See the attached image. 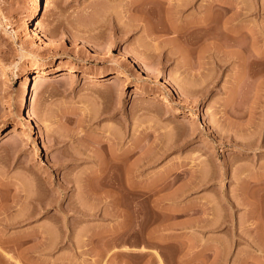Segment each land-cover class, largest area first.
I'll list each match as a JSON object with an SVG mask.
<instances>
[{
  "label": "rangeland",
  "instance_id": "rangeland-1",
  "mask_svg": "<svg viewBox=\"0 0 264 264\" xmlns=\"http://www.w3.org/2000/svg\"><path fill=\"white\" fill-rule=\"evenodd\" d=\"M30 7L0 0L6 264H264V0H42L48 38Z\"/></svg>",
  "mask_w": 264,
  "mask_h": 264
},
{
  "label": "bare ground",
  "instance_id": "bare-ground-1",
  "mask_svg": "<svg viewBox=\"0 0 264 264\" xmlns=\"http://www.w3.org/2000/svg\"><path fill=\"white\" fill-rule=\"evenodd\" d=\"M41 4H42V0H30V11H29V13H28V17H27V22L29 23L30 22V24H31V26H32V28H31V31H33V33H35V34H37V33H40V35L41 36H44L45 38H48L49 36H48V34L45 32V30L43 29V26H42V22H41V19H40V12H41ZM207 9V8H206ZM204 13V14H203ZM202 13V15H200V19L198 20V21H194L192 24H200V25H203L204 27H210L209 26V13H208V9L207 10H204V12ZM169 14V13H168ZM170 20V19H169ZM173 21V20H172ZM171 22V21H170ZM190 24V23H189ZM206 25V26H205ZM186 27V26H185ZM250 30V29H249ZM230 32H232V33H236L237 31H236V29H230ZM186 35H187V33H186ZM184 36V35H183ZM190 36V35H189ZM186 37V36H185ZM184 37V38H185ZM183 38V39H184ZM190 38V37H189ZM186 39V38H185ZM89 43H92V42H89ZM93 44V43H92ZM219 45V44H218ZM217 45V46H218ZM1 49V48H0ZM230 54H234V52H232V51H228ZM228 53V54H229ZM1 61V60H0ZM145 69H147V70H151L149 67H144ZM64 69V67H62V66H60V65H58V64H50V65H47V66H44V67H38V68H36V69H33V70H25L24 72H23V74H24V76H25V80H24V88H25V95H24V98L22 99V101H21V105L22 106H24L25 107V105L27 104V102L28 101H30V99H31V95H30V84H31V79L32 78H45V77H47V76H50V75H53V74H58V73H64L63 70ZM0 186L2 187H9L10 185L8 184V183H0ZM27 197V196H26ZM3 200V199H2ZM2 200H0V201H2ZM5 200H7V198H5ZM6 202V201H5ZM7 202H9V201H7ZM6 202V203H7ZM12 202H15V201H12ZM11 202V200H10V202L9 203H7V204H5L4 202H3V210L2 211H4V213L5 212H8L7 210L8 209H10V208H12V207H14V204ZM45 203V202H44ZM16 205V204H15ZM36 205H38V204H36ZM1 206V205H0ZM46 206V205H45ZM44 207V204L42 203V204H39V208L41 209V208H43ZM1 209V208H0ZM38 209V208H37ZM36 211V210H35ZM0 213H1V211H0ZM20 213H21V211H20ZM20 213H18L17 214V216L18 215H21ZM22 214H23V212H22ZM25 214V213H24ZM27 214H28V212H27ZM30 214V213H29ZM6 216V215H5ZM12 216V215H11ZM26 216V215H25ZM24 216V217H25ZM13 217V216H12ZM27 217H29V215L27 216ZM26 217V218H27ZM11 218V217H10ZM18 218V217H17ZM5 219V218H4ZM3 219V220H4ZM9 219V218H8ZM16 220V218L14 219V221ZM22 220H23V217H22ZM11 222V221H10ZM45 229V228H44ZM42 230V229H39V230H41L39 233H38V235L40 236L41 235V238L43 237V239L44 238H46L45 237V235H46V230ZM48 229V228H47ZM60 231V230H59ZM62 232V231H61ZM48 233H50L49 232V229H48V232H47V235H48ZM36 234V233H35ZM62 234V233H61ZM33 235V234H32ZM46 235V236H47ZM58 235H60V234H58ZM17 236L18 235H16V239L15 238H10V239H8V238H4L3 236H0V242L1 243H6V244H9V243H11V241L13 240V241H17ZM19 236H21V234L19 235ZM36 236V235H35ZM34 236V237H35ZM54 237H56V235L54 236ZM59 237V236H58ZM23 238V237H22ZM39 238V237H38ZM41 238H39V239H41ZM50 238H51V236H50ZM15 239V240H14ZM11 240V241H10ZM49 240V239H48ZM51 240V239H50ZM58 240V239H57ZM41 241V240H40ZM43 241V240H42ZM22 242V241H21ZM39 242V241H38ZM45 242H47V241H44L43 243H45ZM49 242V241H48ZM47 242V243H48ZM16 243V242H15ZM42 243V244H43ZM39 244H40V242H39ZM49 244V243H48ZM15 245V244H14ZM17 245H19V243H17ZM10 246V245H9ZM42 247V246H41ZM18 248V247H17ZM43 248V247H42ZM44 250H46V247H45V249ZM49 250V249H48ZM38 251H40V250H38ZM43 251V250H42ZM42 251H40V252H42ZM2 252V251H1ZM22 252V251H21ZM2 254H3V252H2ZM2 254L0 253V260H2L3 261V263H1V264H6L9 260H11V259H14L13 258V256L12 255H7V254H5V256H7V260L5 261L4 259H3V257H2ZM11 262H13V261H11ZM15 262H17V260H15ZM9 263H10V261H9ZM14 263V262H13Z\"/></svg>",
  "mask_w": 264,
  "mask_h": 264
}]
</instances>
